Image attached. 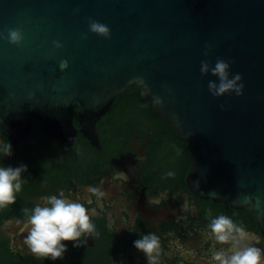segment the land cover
I'll use <instances>...</instances> for the list:
<instances>
[{
  "label": "water",
  "instance_id": "1",
  "mask_svg": "<svg viewBox=\"0 0 264 264\" xmlns=\"http://www.w3.org/2000/svg\"><path fill=\"white\" fill-rule=\"evenodd\" d=\"M88 17L111 38L89 32ZM9 28L24 35L20 47L0 39V133L12 143L38 123L61 142L79 131L100 147L96 121L133 85L192 142L189 189L247 209L264 232V0H0V32ZM217 57L232 61L243 95L209 93L217 78L200 62Z\"/></svg>",
  "mask_w": 264,
  "mask_h": 264
},
{
  "label": "flooded vegetation",
  "instance_id": "2",
  "mask_svg": "<svg viewBox=\"0 0 264 264\" xmlns=\"http://www.w3.org/2000/svg\"><path fill=\"white\" fill-rule=\"evenodd\" d=\"M123 93L128 94L126 99L117 95L95 123L100 147L79 131L71 143L61 142L38 123L16 143L0 133V140L12 145V155L0 156V166L24 164L28 169L16 203L0 208V252L31 264H147L133 242L155 232L161 244L158 264H209L213 250L229 246L217 243L209 233L207 225L218 215L243 226L247 242L264 248V232L251 212L189 189L192 142L146 112L130 86ZM60 191L85 204L99 236L82 237L80 247L64 242L63 259L53 262L35 256L25 245L23 209Z\"/></svg>",
  "mask_w": 264,
  "mask_h": 264
},
{
  "label": "clouds",
  "instance_id": "3",
  "mask_svg": "<svg viewBox=\"0 0 264 264\" xmlns=\"http://www.w3.org/2000/svg\"><path fill=\"white\" fill-rule=\"evenodd\" d=\"M88 31L105 39L111 38L110 28L98 20L87 18ZM87 38V34L84 35ZM0 39H7L9 44L20 47L23 45L24 35L20 28L7 29V37L0 32ZM53 48L60 49L63 45L58 40L52 41ZM204 55L210 54L211 46H205ZM232 61L217 57L215 62L205 59L200 62L202 76L211 74L216 80H209L208 91L213 97H221L235 93L243 95L244 84L239 73H231ZM67 68V61H60V70ZM145 95L151 93L145 84ZM152 104L165 107L164 100L153 96ZM223 107V105H221ZM2 135V134H0ZM10 142L0 140V156H11ZM27 165L18 167L0 166V208L16 203L17 193L22 190L26 182L23 174L27 172ZM121 178L125 177L123 171L115 169ZM174 173L169 172L168 176ZM27 216V236L24 243L28 250L37 257L51 260L63 259L67 251L64 242H74V247H80L85 242L82 237L99 236L93 223L90 210L81 201L71 199L63 191L47 196L42 203L36 204L32 209L24 208ZM211 215V212H209ZM209 233L217 243L229 245L211 252L209 264H264V248L248 243L249 234L243 226L237 225L226 215H218L207 225ZM134 247L142 251L147 258V264H158L161 250L160 237L155 232H149L135 240Z\"/></svg>",
  "mask_w": 264,
  "mask_h": 264
},
{
  "label": "trees",
  "instance_id": "4",
  "mask_svg": "<svg viewBox=\"0 0 264 264\" xmlns=\"http://www.w3.org/2000/svg\"><path fill=\"white\" fill-rule=\"evenodd\" d=\"M130 88H132L135 92H136V94H137V98L139 99V100H141V102L142 103H144V108H145V110H146V112H148V113H150L153 117H155L158 121H160V122H162L160 119H159V117L154 113V111H153V109H152V106H151V104L150 103H147V102H145L143 99H142V96H141V92L137 89V87H135V86H133V85H131L130 86ZM122 97V98H124V99H126V97L128 96V94L126 93H120V94H118V97ZM77 110L75 109V111H74V125H78V117H77ZM163 123V122H162ZM35 124V123H34ZM165 125L169 128V129H173L172 127H171V125L170 124H168V123H165ZM172 132H173V130H172ZM53 262H55L54 260H53ZM57 262V261H56ZM60 262V261H59ZM0 264H31V263H28V262H24V261H16L15 259H13L12 257H10V255H8V254H5V253H1L0 252Z\"/></svg>",
  "mask_w": 264,
  "mask_h": 264
}]
</instances>
